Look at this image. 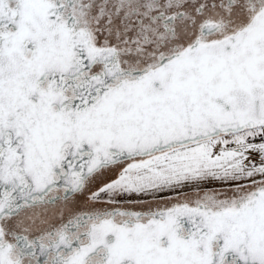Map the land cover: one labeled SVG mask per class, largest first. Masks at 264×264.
Wrapping results in <instances>:
<instances>
[{
  "label": "snow or ice",
  "instance_id": "6c2138e0",
  "mask_svg": "<svg viewBox=\"0 0 264 264\" xmlns=\"http://www.w3.org/2000/svg\"><path fill=\"white\" fill-rule=\"evenodd\" d=\"M0 264H264V0H0Z\"/></svg>",
  "mask_w": 264,
  "mask_h": 264
}]
</instances>
